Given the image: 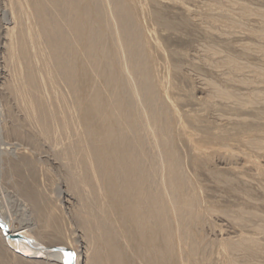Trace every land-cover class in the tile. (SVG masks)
Segmentation results:
<instances>
[{
  "label": "rangeland",
  "instance_id": "1",
  "mask_svg": "<svg viewBox=\"0 0 264 264\" xmlns=\"http://www.w3.org/2000/svg\"><path fill=\"white\" fill-rule=\"evenodd\" d=\"M8 3L0 0V143H6L0 159L5 192L0 195L7 192L3 198L9 200L15 228H30L48 245L71 243L81 264H94L90 256L99 219L94 213L108 203L106 189L93 188L88 180L82 189H74L71 176L82 169L76 158V131L55 124L43 132L38 119L24 108L8 50L7 31L15 25ZM130 5L150 74L160 97H165L173 144L187 176L184 190L197 202L195 218L185 209L181 212L182 225L198 245L196 261L183 249L186 240L175 236L177 263L264 264V0H131ZM115 55L117 65L126 61L120 49ZM230 60L240 68H233ZM220 89L230 94L221 95ZM67 91L62 83L58 95L46 90L42 101L59 112V95L64 94L75 120L83 124L84 104ZM88 91V85L82 86L83 97ZM143 133L153 178L164 186L167 178L156 162L160 141L152 131ZM109 217L124 235L118 240L123 264H144L128 221ZM1 243L0 264H45L41 258L23 261L24 256L12 254Z\"/></svg>",
  "mask_w": 264,
  "mask_h": 264
},
{
  "label": "bare ground",
  "instance_id": "2",
  "mask_svg": "<svg viewBox=\"0 0 264 264\" xmlns=\"http://www.w3.org/2000/svg\"><path fill=\"white\" fill-rule=\"evenodd\" d=\"M110 1L9 0V12L15 25L6 31L10 39L9 56L19 82L17 90L29 117L38 119L43 132L55 124L64 131L71 128L76 131L79 137L76 158L82 169L80 174L71 176L73 188L80 190L83 182H89L93 188L106 189V196H103L108 198V203L101 205L98 212L94 211V216L99 218L96 223L98 234L92 238L96 245L90 260L94 264H123L118 240L124 235L115 227L116 221L109 222V216L114 214L123 221L127 220L132 227L139 247L135 245L140 250L144 264H179L175 255V236L186 240V247L183 248L186 255L189 253L194 257L198 249L197 243L191 240L192 231L190 233L184 228L181 221L184 209L191 219L195 218L197 202L191 191H187V188L184 190L187 176L173 144L170 117L168 119L166 108L163 107L165 97H160L150 74L149 57L145 53L141 29L135 24L131 0H113L112 6L109 5ZM243 10L246 11L244 6ZM117 49L124 53L126 60L118 65L115 55ZM230 61L233 68H240L238 62ZM131 74H136L137 78L134 79ZM62 83L70 95L75 93L80 105L84 104L83 124L79 118L75 120L69 98L64 94L59 95V112L55 111L53 104L43 103L44 91L50 89L58 95ZM84 85L89 86V91L83 97L81 91ZM227 93L230 94L221 91V95L226 96ZM143 130L152 131L160 141L156 162L162 164L167 178L164 186H160L163 188L153 178L154 173L149 164L151 158L144 150ZM5 144L0 143V159L6 149ZM2 190L5 192L0 180V192ZM6 194L4 198H7ZM3 196L0 195V217L5 226L12 231H20L32 243L18 242L21 252L17 253L9 247L1 226L0 243L12 254L26 257L20 258L23 261L33 259L45 260V264H67L68 253H43L38 246H66L75 251L71 243L48 245L30 228H15L9 200H4ZM88 205L93 206L90 202ZM99 242L104 247H100ZM232 247L236 248L237 245ZM75 264H81L78 253Z\"/></svg>",
  "mask_w": 264,
  "mask_h": 264
},
{
  "label": "water",
  "instance_id": "3",
  "mask_svg": "<svg viewBox=\"0 0 264 264\" xmlns=\"http://www.w3.org/2000/svg\"><path fill=\"white\" fill-rule=\"evenodd\" d=\"M0 226L2 227L4 231V236L5 239L9 245L10 248H12L14 251L17 253H20L21 250H19L17 244L18 242H31L32 240L30 238H27L25 235H23L20 231H12L9 229L7 226H5V222L3 219L0 217ZM38 248L44 253V252H55V251H62L65 254H72L71 255V264H75V257L76 253L75 251H71L68 247L66 246H53V247H48V246H38ZM67 264H69V258L67 260Z\"/></svg>",
  "mask_w": 264,
  "mask_h": 264
},
{
  "label": "snow or ice",
  "instance_id": "4",
  "mask_svg": "<svg viewBox=\"0 0 264 264\" xmlns=\"http://www.w3.org/2000/svg\"><path fill=\"white\" fill-rule=\"evenodd\" d=\"M69 264H71V254H69Z\"/></svg>",
  "mask_w": 264,
  "mask_h": 264
}]
</instances>
